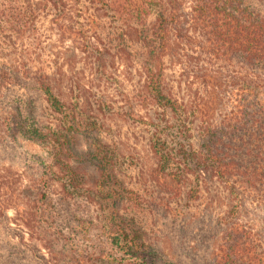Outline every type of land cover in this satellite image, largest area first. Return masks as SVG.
<instances>
[{
    "label": "trees",
    "instance_id": "16d2710c",
    "mask_svg": "<svg viewBox=\"0 0 264 264\" xmlns=\"http://www.w3.org/2000/svg\"><path fill=\"white\" fill-rule=\"evenodd\" d=\"M114 115L150 119L142 185L168 198H199L209 183L224 192L210 264H264V215L254 213L264 210V0H0V145L44 147L35 176L45 217L54 221L59 186L74 210L81 200L108 217L105 241L125 258L114 264H173L134 218L139 189L113 174L126 162L125 141L103 135ZM1 186L0 197L10 192ZM22 202L17 228L0 221L7 246L52 250L50 233L34 237L32 200Z\"/></svg>",
    "mask_w": 264,
    "mask_h": 264
},
{
    "label": "rangeland",
    "instance_id": "374dc122",
    "mask_svg": "<svg viewBox=\"0 0 264 264\" xmlns=\"http://www.w3.org/2000/svg\"><path fill=\"white\" fill-rule=\"evenodd\" d=\"M49 32L47 31L44 38L48 46L54 39L53 34ZM2 101L6 105L8 104L7 101H4V97ZM121 103L123 102L115 103L114 107L117 111L125 109L120 105ZM143 118L144 120H139V123L132 117L127 120H119L118 115H114L105 123L110 129V134L103 133V135L125 141L122 148L125 156L121 159L128 162L133 156L142 161L137 165L127 164L124 161L117 170H113V174L124 179V186L139 189L144 207H139L138 213L134 211V218L145 225L144 237L152 238L159 243L164 259H169L173 264H210L221 236L219 218L227 207L225 200L221 198L224 192L215 183H209L206 184V189L199 198H168L164 192H156L152 189L149 181H144V185H142L145 173L149 172L152 163L150 158L144 155L146 143L144 130L149 129L150 119L145 116ZM18 142L0 145V194L1 185L4 184L9 187L10 191L5 196L0 197V221L8 217L11 226L17 228V223L20 221L16 220L15 210L18 209L21 213L22 209L19 205L23 204L22 201L32 200L27 213L29 217L35 219L32 221L36 232L34 237L39 242L41 237L48 238L50 233L48 242L51 243L52 250L50 252L47 248L41 247L38 251L39 249L27 246L20 252L18 250L21 246L20 243L17 244L16 248H10L6 244V230L4 231L3 223L0 222V260L4 261L8 257L6 264H44L46 259L47 264H106V261L114 264L125 259L122 258L115 245L111 246L106 243L105 237L108 238L109 236L104 225L108 217L96 216L94 203L93 207L88 210L87 206L79 200L78 205L82 210L76 211L73 209L72 199L68 196H65L66 199L60 198V191L63 194V190L57 186V193L53 195L52 201L55 212L51 215L54 221L47 220L45 217L47 209L38 202L37 198L40 195L37 189L39 182L36 181V174L39 175L42 170L37 156L41 154L42 159L46 162H49V159L45 158L44 147L23 139ZM141 157H145L146 161ZM135 178L138 180L137 183H135ZM145 183L151 191L144 190ZM25 192L29 196H23ZM152 195L153 197L159 196V201L153 202L152 200L151 202ZM41 208H44L45 213H39ZM85 208L88 212L85 211ZM254 213L264 215V210L256 209ZM77 219H87L84 223H91V230L89 232L84 231L76 224ZM23 229V239L28 242L30 236L26 232L27 229ZM17 231L19 232V230ZM15 240L19 241V238ZM37 241L33 240V243L36 244ZM36 246L38 247L37 244ZM15 252H20L18 259H14ZM41 253L45 260L41 259ZM113 255L117 258L111 261ZM168 263L170 264V262H166V264ZM0 264L4 263L0 262Z\"/></svg>",
    "mask_w": 264,
    "mask_h": 264
}]
</instances>
